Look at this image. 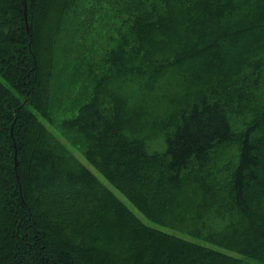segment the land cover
Returning <instances> with one entry per match:
<instances>
[{
	"label": "trees",
	"instance_id": "16d2710c",
	"mask_svg": "<svg viewBox=\"0 0 264 264\" xmlns=\"http://www.w3.org/2000/svg\"><path fill=\"white\" fill-rule=\"evenodd\" d=\"M104 7L118 36L57 120L55 51ZM44 120L187 237L143 222ZM249 262L264 264V0H0V264Z\"/></svg>",
	"mask_w": 264,
	"mask_h": 264
},
{
	"label": "rangeland",
	"instance_id": "374dc122",
	"mask_svg": "<svg viewBox=\"0 0 264 264\" xmlns=\"http://www.w3.org/2000/svg\"><path fill=\"white\" fill-rule=\"evenodd\" d=\"M83 16L86 17L85 14ZM88 17L89 16H87V18ZM120 22L121 18L114 16V10L105 13L104 7L102 11L93 14L90 20L88 19L89 25L82 35V39L78 40V46L75 47V52L69 45L66 46L64 52L61 50L55 51L56 60L52 70V80L50 81V100L51 103L56 106L54 118L57 120L61 118H71L76 115L78 108L85 102H88L93 96L97 84V77L102 73V70L99 69L100 63L106 56L108 49L114 43L113 39L118 36ZM64 29H67V25H65ZM58 37V39H61L62 45L67 43V39L60 38V36ZM76 70L79 72L75 74ZM136 89L138 88L136 87ZM188 97L191 98L190 93H188ZM165 104L166 103L162 106H166ZM44 122L47 124L50 131L64 142L69 151L72 152L80 162L86 165L87 168L90 169L94 175L120 198L143 222L149 225H156L150 222L121 192L110 184L85 158L81 151L61 138V132L57 129L55 122L54 124L47 122V120H44ZM217 150L220 153V157H230L237 152L238 143L236 141L222 143L217 146ZM156 226L168 232L181 234L187 237V235L181 231L164 226ZM250 261L256 262L253 260ZM249 264L253 263L249 262Z\"/></svg>",
	"mask_w": 264,
	"mask_h": 264
}]
</instances>
